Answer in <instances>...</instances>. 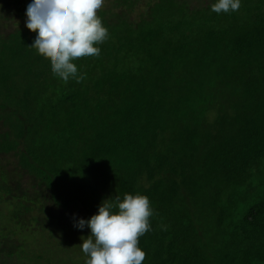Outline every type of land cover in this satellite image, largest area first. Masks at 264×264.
Returning a JSON list of instances; mask_svg holds the SVG:
<instances>
[{
    "label": "trees",
    "instance_id": "1",
    "mask_svg": "<svg viewBox=\"0 0 264 264\" xmlns=\"http://www.w3.org/2000/svg\"><path fill=\"white\" fill-rule=\"evenodd\" d=\"M28 2L0 0V253L84 264L87 227L49 225L140 193L142 264H264V0H104L78 82L29 47Z\"/></svg>",
    "mask_w": 264,
    "mask_h": 264
},
{
    "label": "clouds",
    "instance_id": "2",
    "mask_svg": "<svg viewBox=\"0 0 264 264\" xmlns=\"http://www.w3.org/2000/svg\"><path fill=\"white\" fill-rule=\"evenodd\" d=\"M104 0H29L24 10V27L35 36L29 47L46 57L51 72L64 81L83 78L73 61L81 56H97L98 45L107 36V28L96 14ZM240 0H215L210 10L235 11ZM115 209V210H114ZM153 209L146 195L124 193L106 198L87 219L76 218L74 227H87L81 237L84 264H142L145 253L138 237L151 230Z\"/></svg>",
    "mask_w": 264,
    "mask_h": 264
},
{
    "label": "rangeland",
    "instance_id": "3",
    "mask_svg": "<svg viewBox=\"0 0 264 264\" xmlns=\"http://www.w3.org/2000/svg\"><path fill=\"white\" fill-rule=\"evenodd\" d=\"M5 212H8V210H6L2 205H0V216L2 214H5ZM74 222H71L70 225H69V221H67L65 223H60V224H62L61 226L59 224H53L52 223L48 227L49 230H52L53 231L54 239H56L57 241H58L59 238L61 239V236H63V233H64L66 239L69 240V242L66 243V246H72L71 248H73V249H74V246H75L76 243H74V244L72 243V241H73V239H72L73 238V235L72 234H69L68 232H66V229L71 230L72 229L71 226L74 225ZM5 226L8 228L9 225L8 224H5ZM63 226H65L66 229ZM75 232H77L78 235H81L82 234V235L85 236V231L83 229H77V228H75ZM69 237H71V238H69ZM10 240L13 241L14 243H16V240H15L14 237L11 236ZM46 240L53 244V240L50 239L49 237H47ZM3 243H4L3 242V239H0V251L3 250V245H4ZM31 245H29V247H28L29 250H31V248H33ZM2 253L3 252L0 253V264H33L32 262H28V261L25 262L24 260H22V257H19V256H18L19 258H17L16 256H13L11 259L10 258L7 259L4 256V254H2ZM27 257H29V256H27ZM42 263H43L42 261H38L37 264H42Z\"/></svg>",
    "mask_w": 264,
    "mask_h": 264
}]
</instances>
